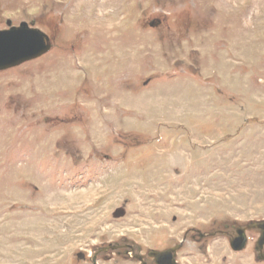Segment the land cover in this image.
Here are the masks:
<instances>
[{"label":"rangeland","instance_id":"obj_1","mask_svg":"<svg viewBox=\"0 0 264 264\" xmlns=\"http://www.w3.org/2000/svg\"><path fill=\"white\" fill-rule=\"evenodd\" d=\"M8 20L52 47L0 71V264H264L260 229L230 245L264 220V0H0Z\"/></svg>","mask_w":264,"mask_h":264},{"label":"water","instance_id":"obj_2","mask_svg":"<svg viewBox=\"0 0 264 264\" xmlns=\"http://www.w3.org/2000/svg\"><path fill=\"white\" fill-rule=\"evenodd\" d=\"M34 24L35 21H31V23L22 21L19 25H13L11 20H8V27L0 29V71L36 59L51 49L50 36L42 29L34 26ZM123 213V209H117L115 216L120 217ZM247 228L261 230L256 249L259 259L264 260V220L252 222L247 227H239L237 234L230 240L232 249L239 251L245 247L247 243ZM180 245L169 247L165 250H154L151 255L155 258L157 264H176L175 253ZM108 248L114 249L116 246L109 245V247H102L98 251H106ZM138 258L143 264H147L142 255H138Z\"/></svg>","mask_w":264,"mask_h":264},{"label":"flooded vegetation","instance_id":"obj_3","mask_svg":"<svg viewBox=\"0 0 264 264\" xmlns=\"http://www.w3.org/2000/svg\"><path fill=\"white\" fill-rule=\"evenodd\" d=\"M260 236H261V234H260ZM260 236H259V237H260ZM256 245H257V244H256ZM116 248H118V247H116ZM114 249H115V248H114ZM102 251H104V250H102ZM151 258H152V260H153V264H157L155 258H154L153 256H152ZM94 260H95V259H94ZM145 262H146V261H145ZM146 263H147V262H146Z\"/></svg>","mask_w":264,"mask_h":264}]
</instances>
